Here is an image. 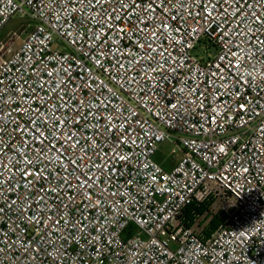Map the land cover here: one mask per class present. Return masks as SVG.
Instances as JSON below:
<instances>
[{"label":"built area","instance_id":"obj_1","mask_svg":"<svg viewBox=\"0 0 264 264\" xmlns=\"http://www.w3.org/2000/svg\"><path fill=\"white\" fill-rule=\"evenodd\" d=\"M14 17L0 264H264V0H0ZM208 201L205 235L184 216Z\"/></svg>","mask_w":264,"mask_h":264},{"label":"rangeland","instance_id":"obj_2","mask_svg":"<svg viewBox=\"0 0 264 264\" xmlns=\"http://www.w3.org/2000/svg\"><path fill=\"white\" fill-rule=\"evenodd\" d=\"M25 21H26L25 18L14 17L12 20H10L8 22V24L5 26V28L0 33V39H3L4 37H6V35L9 32H11L14 29H16L22 22H25ZM216 52H217V50L215 49V47L206 46L202 42L198 43L197 46L193 49V53L195 55L199 56V57L200 56L207 57L208 54L214 55ZM174 147H175L174 144H172L170 142H165L162 145V148L157 152V154L155 156L156 159H158L160 162H162L167 167L174 166L179 161V159L182 156V152L181 151H179L176 154H172V150H173ZM211 203H212L211 206L208 208L209 212L206 214L205 217L202 216L200 218L199 222L202 223L206 219H207L206 221H208V218H212L214 215H216L219 212L221 203L220 202H214L213 203L212 201H211ZM199 222H198V224H201Z\"/></svg>","mask_w":264,"mask_h":264},{"label":"crops","instance_id":"obj_3","mask_svg":"<svg viewBox=\"0 0 264 264\" xmlns=\"http://www.w3.org/2000/svg\"><path fill=\"white\" fill-rule=\"evenodd\" d=\"M158 160V159H157ZM159 161V160H158ZM164 165V164H163ZM165 166V165H164ZM167 169H170L171 167H167V166H165ZM209 202V201H208ZM206 204V202L205 203H203V205H205ZM197 205V204H196ZM197 206H201V204H199V205H197ZM210 206H211V204H210ZM209 206V207H210ZM208 207V208H209ZM187 210V212L188 213H185V216H184V219H185V222H190V220L192 219V218H194V222L191 224V227H193V228H195V229H197V230H200V231H202L203 232V234H205V235H208V234H210V232L213 230V229H211V227H210V225H209V223H208V221H209V219L210 218H208V221H204V222H199V220H200V218L202 217V216H206V214L208 213V209L204 212V213H202V214H198L196 211H195V208H191V209H186ZM189 210V211H188ZM202 221V220H201ZM198 222L199 223H201V224H198ZM198 226V227H197Z\"/></svg>","mask_w":264,"mask_h":264},{"label":"trees","instance_id":"obj_4","mask_svg":"<svg viewBox=\"0 0 264 264\" xmlns=\"http://www.w3.org/2000/svg\"><path fill=\"white\" fill-rule=\"evenodd\" d=\"M210 204H211V201L206 202L205 205H203V203H202L201 206H197L196 204H193V205L188 206L186 209L195 208V211H196L198 214H202V213H204V212L208 209V207L210 206ZM188 211H189V210H188ZM185 213H188L187 210H185ZM193 222H194V218H192V219L190 220V222H186V224H187L188 226H191V224H192ZM219 222H220V219H219L218 215H217V214L214 215V216L211 218L210 222H209V225H210L211 229L214 230V229L219 225Z\"/></svg>","mask_w":264,"mask_h":264}]
</instances>
